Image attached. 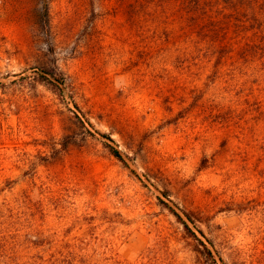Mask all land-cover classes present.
I'll return each mask as SVG.
<instances>
[{
	"label": "rangeland",
	"instance_id": "374dc122",
	"mask_svg": "<svg viewBox=\"0 0 264 264\" xmlns=\"http://www.w3.org/2000/svg\"><path fill=\"white\" fill-rule=\"evenodd\" d=\"M129 12L0 0V264H212L171 209L217 264H264V78L153 63Z\"/></svg>",
	"mask_w": 264,
	"mask_h": 264
},
{
	"label": "trees",
	"instance_id": "16d2710c",
	"mask_svg": "<svg viewBox=\"0 0 264 264\" xmlns=\"http://www.w3.org/2000/svg\"><path fill=\"white\" fill-rule=\"evenodd\" d=\"M120 2L130 9L134 26H138L143 35L152 36L143 50L159 54L160 59L154 58L153 63L162 62L171 69H215L220 80L232 90L243 89V83L253 75L264 78V0ZM47 69L52 70L44 72V84L62 95L64 74L55 64ZM109 148L117 159L124 161L118 150ZM171 210L184 226L186 237L193 243L198 256L217 264L212 250L195 231L204 234L194 213L184 211V219Z\"/></svg>",
	"mask_w": 264,
	"mask_h": 264
}]
</instances>
